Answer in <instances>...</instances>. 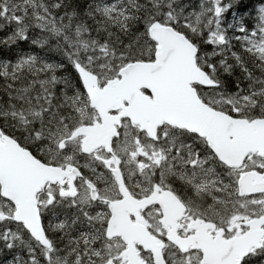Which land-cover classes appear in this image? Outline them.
Wrapping results in <instances>:
<instances>
[{"label": "snow or ice", "instance_id": "1", "mask_svg": "<svg viewBox=\"0 0 264 264\" xmlns=\"http://www.w3.org/2000/svg\"><path fill=\"white\" fill-rule=\"evenodd\" d=\"M0 264H264V0H0Z\"/></svg>", "mask_w": 264, "mask_h": 264}, {"label": "trees", "instance_id": "2", "mask_svg": "<svg viewBox=\"0 0 264 264\" xmlns=\"http://www.w3.org/2000/svg\"><path fill=\"white\" fill-rule=\"evenodd\" d=\"M248 0H245V3H247ZM253 3H255V0H253ZM255 13L253 11V9H248L247 10V14L243 17L245 20L251 22L252 18L254 17ZM229 19H234V17H232L231 13L229 14Z\"/></svg>", "mask_w": 264, "mask_h": 264}]
</instances>
